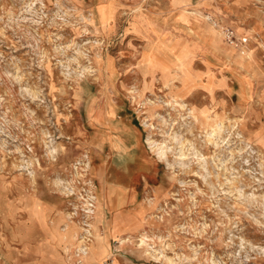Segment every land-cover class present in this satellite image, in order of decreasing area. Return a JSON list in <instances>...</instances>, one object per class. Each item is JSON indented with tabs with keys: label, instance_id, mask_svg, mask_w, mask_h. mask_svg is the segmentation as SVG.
I'll return each mask as SVG.
<instances>
[{
	"label": "rangeland",
	"instance_id": "rangeland-1",
	"mask_svg": "<svg viewBox=\"0 0 264 264\" xmlns=\"http://www.w3.org/2000/svg\"><path fill=\"white\" fill-rule=\"evenodd\" d=\"M0 264H264V0H0Z\"/></svg>",
	"mask_w": 264,
	"mask_h": 264
},
{
	"label": "bare ground",
	"instance_id": "bare-ground-1",
	"mask_svg": "<svg viewBox=\"0 0 264 264\" xmlns=\"http://www.w3.org/2000/svg\"><path fill=\"white\" fill-rule=\"evenodd\" d=\"M150 144H151V146H152V142H150ZM155 148H156V152H157L158 154H164L163 145H162V146H161V145L156 146ZM82 250H83V249H82Z\"/></svg>",
	"mask_w": 264,
	"mask_h": 264
}]
</instances>
